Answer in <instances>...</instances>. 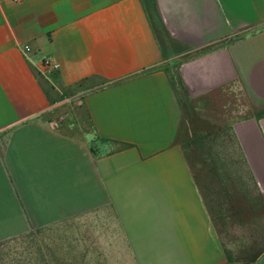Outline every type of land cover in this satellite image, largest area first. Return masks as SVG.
Listing matches in <instances>:
<instances>
[{"label": "crops", "instance_id": "crops-1", "mask_svg": "<svg viewBox=\"0 0 264 264\" xmlns=\"http://www.w3.org/2000/svg\"><path fill=\"white\" fill-rule=\"evenodd\" d=\"M222 129L226 198L184 145ZM33 234L12 264H264V0H0V243Z\"/></svg>", "mask_w": 264, "mask_h": 264}, {"label": "rangeland", "instance_id": "rangeland-1", "mask_svg": "<svg viewBox=\"0 0 264 264\" xmlns=\"http://www.w3.org/2000/svg\"><path fill=\"white\" fill-rule=\"evenodd\" d=\"M81 104V96L80 95H67L65 96L61 95L58 102L53 104L52 108L50 109V112L46 115V117H50L52 119L59 120L60 128L68 133H71L73 135L78 134H89L91 132V127L88 121V118L82 109ZM222 132L223 135L228 134L224 131ZM228 137V136H227ZM206 140L203 142V145L200 144V141L196 142H188V146L186 147L188 151L192 152L194 156L198 154L199 161L202 163L201 155L206 150ZM225 142V141H224ZM228 144L227 140L225 142ZM203 157V155H202ZM207 162V161H206ZM236 167H231V169L234 170ZM212 171V170H211ZM213 172V171H212ZM215 172V171H214ZM213 172V174H214ZM215 176H217V172L215 173ZM227 176H223L222 183L224 186L229 187L230 189L235 187H243L245 184L242 180H238L236 176L229 175V179ZM227 195L222 194L220 198H226ZM224 203V206L221 207L222 211L226 213H222L229 221L226 222L225 226H223V229L226 231L227 239H230L232 237L234 240H238V242L243 241L244 237L247 236L248 233H250L251 229L253 230L258 229L256 226V223L253 222L251 225L246 224L244 221V215L242 214L243 209H240V206L237 207V205H226L227 202ZM263 202H254L252 204L249 203V207L251 206L252 209L258 207ZM59 230V229H58ZM229 236V237H228ZM27 236V238H15L14 240H9L2 242L0 244V263L1 264H8V263H15L16 259H20V250L24 246H35L36 244V234H33V238L30 239V237Z\"/></svg>", "mask_w": 264, "mask_h": 264}, {"label": "trees", "instance_id": "trees-1", "mask_svg": "<svg viewBox=\"0 0 264 264\" xmlns=\"http://www.w3.org/2000/svg\"><path fill=\"white\" fill-rule=\"evenodd\" d=\"M224 130L226 133L228 132V129H222L221 131H224ZM228 135H229V132L226 135H223L222 132H216V133L209 132L205 134H196V135L189 137V139H187L184 144L185 147H187L189 141L190 142L200 141V144L203 145L202 141L205 142V138H207L206 147H205L206 150L202 153L203 157L201 155V158L203 159L202 163L199 161L198 155H196L195 159L199 161L201 164H203L204 166L208 167V171L210 175L212 176V179L218 183L219 187H217V189L215 187L212 190L213 194L217 195L218 198H220L222 194H225L228 197L230 194V190H232L229 187L224 186L222 183V180L220 179H222L223 176H227V175H228L227 178L229 179V175H234V171L236 169L235 168L234 170L231 169V167H235L234 163H236V167L239 169L238 160L236 159L230 160L228 157L229 156V152H228L229 144L225 143ZM211 170L213 172L215 171L214 174ZM216 172H217V176H215ZM234 176H236L238 180L243 181L241 175H234ZM213 203H216V210L219 213H221L220 217L223 218L224 215L222 214L223 211L221 207L224 205V203L222 202H213Z\"/></svg>", "mask_w": 264, "mask_h": 264}, {"label": "built area", "instance_id": "built-area-1", "mask_svg": "<svg viewBox=\"0 0 264 264\" xmlns=\"http://www.w3.org/2000/svg\"><path fill=\"white\" fill-rule=\"evenodd\" d=\"M14 1H17V0H14ZM41 66L48 72H54L59 69V63L53 61L49 57L43 58V60L41 61Z\"/></svg>", "mask_w": 264, "mask_h": 264}]
</instances>
